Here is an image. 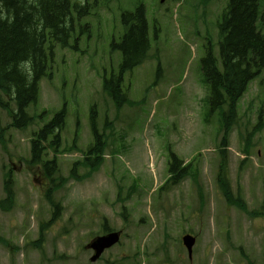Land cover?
<instances>
[{
	"label": "rangeland",
	"instance_id": "obj_1",
	"mask_svg": "<svg viewBox=\"0 0 264 264\" xmlns=\"http://www.w3.org/2000/svg\"><path fill=\"white\" fill-rule=\"evenodd\" d=\"M140 5L146 9L152 55L158 56L125 76L129 99L118 108L102 78L121 62L112 43L126 31L123 13ZM227 5L228 0H99L86 18L91 30L82 35L79 49L56 47L53 78L41 80L38 101L28 108L33 121L24 129L11 127L5 133L6 146L0 143V200L6 197L5 173L13 161L17 200L10 212L0 209V237L21 249L12 250L0 241V264H216L221 257L228 264H247L240 246L257 264H264V217L239 212L222 198L216 171L217 145L224 131H218L217 112L209 116L205 111L208 89L201 82L202 61L210 47L219 55L218 22ZM259 6L258 28L264 33V0ZM64 108L56 182L67 180L53 192L62 207L59 219L44 234L43 252L31 243L38 240L41 223L50 221L54 211L44 196L50 182L37 180L25 160L30 158L34 133ZM95 112L107 137L104 161L98 169L92 163L82 164L78 174L86 176L70 178L74 163L94 142ZM261 112L264 123V71L240 101L238 124L230 133L226 153L232 186L236 189L241 180L250 209L259 208L264 199V126L252 137L249 158L240 178L238 174L246 139ZM0 121L1 127L11 122L2 109ZM73 140L78 149L67 150ZM172 152L185 163L195 161L205 195L203 208L191 177L177 184L167 182ZM53 155L50 150L47 158ZM105 222L121 230L122 238L93 263V252L86 247L104 232ZM226 228L231 244L224 240ZM185 232L198 238L192 261L180 242Z\"/></svg>",
	"mask_w": 264,
	"mask_h": 264
},
{
	"label": "trees",
	"instance_id": "obj_2",
	"mask_svg": "<svg viewBox=\"0 0 264 264\" xmlns=\"http://www.w3.org/2000/svg\"><path fill=\"white\" fill-rule=\"evenodd\" d=\"M91 8V0H0V109H5L11 117L9 125H0V143L3 147L6 146L5 132L10 127L24 129L33 121L28 107L38 100L41 79L52 74L50 70L56 47L79 45L87 27L84 19L90 14ZM259 10V0H229L219 21L220 33L223 36L220 44L222 70L217 66L212 49L203 58L204 76L212 91L211 105L213 108H221L220 127L225 130L222 142L224 147H221L223 151L227 149L228 133L236 123L238 101L249 83L264 69V33L257 25ZM123 22L127 25L126 32L119 41L114 40L112 43L114 51L121 53L118 73H112L109 78L105 76L104 82L105 88L118 105L126 100L122 88L124 74L147 57L150 47L144 5L132 12H124ZM12 102L15 103V108H12ZM65 119L64 108L36 131L31 140L29 169L34 171L36 166H41L52 181H55L54 176L58 172L57 153L62 145L61 132ZM91 124L95 145L83 153L84 158L76 162V168L80 164L90 163L97 166L102 160V155L97 153L102 152L105 141L98 128L96 112L91 116ZM261 126L260 118L258 127ZM247 141V144L251 145V139ZM49 148L55 154L51 160L45 157ZM172 157L173 160L169 164L172 177L170 181L178 183L190 175L198 183L196 167L191 163L182 165L183 160L174 152ZM226 164L224 157L221 160L217 182L229 203H233L239 200H234L231 195ZM76 168L72 170L71 176L75 175ZM4 184L7 196L0 201V207L9 211L15 200L11 177ZM60 185L54 184L46 193L47 199L55 208L54 218L59 214L61 206L54 201L52 193ZM199 189L202 187L199 186ZM237 204L243 208L241 204ZM40 241L42 238L38 242Z\"/></svg>",
	"mask_w": 264,
	"mask_h": 264
},
{
	"label": "water",
	"instance_id": "obj_3",
	"mask_svg": "<svg viewBox=\"0 0 264 264\" xmlns=\"http://www.w3.org/2000/svg\"><path fill=\"white\" fill-rule=\"evenodd\" d=\"M119 239H120V234L118 232H114L109 235L96 238L91 244V246L95 248L97 251L95 256H93L92 260H96L97 258H99L106 248H109L115 243H117ZM184 240L190 252H192V246L195 243V238L191 235H187L184 237Z\"/></svg>",
	"mask_w": 264,
	"mask_h": 264
},
{
	"label": "flooded vegetation",
	"instance_id": "obj_4",
	"mask_svg": "<svg viewBox=\"0 0 264 264\" xmlns=\"http://www.w3.org/2000/svg\"><path fill=\"white\" fill-rule=\"evenodd\" d=\"M260 207H261V210H260L261 216H259V217H264V199L260 203ZM225 239L226 240H231L230 233L226 234V238ZM238 249L240 250V252H241L243 258L245 259V261L247 262V264H257L254 260H252L250 258V256L244 251V249L241 246ZM218 264H228V263L222 262L221 260H219Z\"/></svg>",
	"mask_w": 264,
	"mask_h": 264
}]
</instances>
